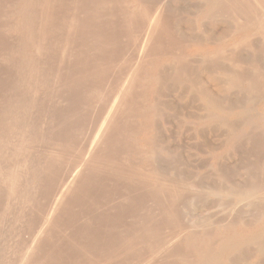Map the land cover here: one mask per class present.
Wrapping results in <instances>:
<instances>
[{"label": "rangeland", "instance_id": "1", "mask_svg": "<svg viewBox=\"0 0 264 264\" xmlns=\"http://www.w3.org/2000/svg\"><path fill=\"white\" fill-rule=\"evenodd\" d=\"M263 30L264 0H0V264H264Z\"/></svg>", "mask_w": 264, "mask_h": 264}, {"label": "bare ground", "instance_id": "2", "mask_svg": "<svg viewBox=\"0 0 264 264\" xmlns=\"http://www.w3.org/2000/svg\"><path fill=\"white\" fill-rule=\"evenodd\" d=\"M18 1H19V0H18ZM214 4H215V2H214ZM216 5H217V4H216ZM35 7H36V6H35ZM37 9H38V8H37ZM153 14L155 15V13H153ZM156 14H157V13H156ZM151 17H153V16H151ZM154 18H155V17H154ZM158 18H159V17H158ZM149 19H150V18H149ZM153 20H154V19H153ZM154 21H156V20H154ZM154 21H152V22H154ZM249 25H250V24H249ZM154 26H155V25H154ZM154 26H153V27H154ZM244 29H245V28H244ZM260 29H261V28H260ZM256 31H257V28H256ZM261 31H262V30H261ZM263 32H264V30H263ZM257 34H259V33L257 32ZM258 38H259V37H258ZM261 38H262V37H261ZM239 40H240V39H239ZM241 40H242V39H241ZM248 41H249V40H248ZM237 42H238V41H237ZM250 42L252 43V41H250ZM242 44H243V43H242ZM248 44H249V42H248ZM233 45H234V44H233ZM238 45H239V44H238ZM244 45H245V44H244ZM234 47H235V45L233 46V48H234ZM238 47H239V46H237L236 48H238ZM245 47H248V46L246 45ZM249 47H250V46H249ZM236 48H235V49H236ZM240 48H241V47H240ZM230 50H231V49H230ZM237 50H239V49H237ZM212 52H213V51H212ZM223 52H224V51H223ZM232 53H233V52H232ZM206 54H207V53H206ZM225 56H226V55H225ZM210 57H211V56H210ZM214 57H215V56H214ZM226 57H227V56H226ZM226 57H225V58H226ZM222 58H224V57H222ZM219 59H220V58H219ZM221 60H222V59H221ZM222 61H223V60H222ZM222 61H221V62H222ZM227 62H228V61H227ZM229 62H230V61H229ZM235 62H236V61H235ZM223 63H224V61H223ZM232 64H233V63H232ZM238 66H239V65H238ZM235 67H236V66H235ZM235 67H234V68H235ZM215 73H216V72H215ZM227 75H228V74H227ZM229 75H230V74H229ZM229 75H228V76H229ZM231 76H232V75H231ZM234 78H235V77H234ZM219 79H220V78H219ZM221 79H222V78H221ZM223 79H224V78H223ZM228 80H229V79H228ZM232 80H233V79H232ZM232 80H229V81H232ZM225 81H226V80H225ZM229 81H228V82H229ZM232 82H234V81H232ZM229 83H230V82H229ZM239 83H240V82H239ZM191 85H193V84H191ZM191 85H190V86H191ZM239 85H240V84H239ZM191 87L193 88V86H191ZM231 87H232V86H231ZM237 87H238V86H237ZM194 88H195V85H194ZM226 88H227V87H226ZM233 88H236V87H233ZM229 89H230V88H229ZM195 90H196V89H195ZM121 91H122V90H121ZM190 92H192V91H190ZM193 92H194V90H193ZM193 92H192V93H193ZM195 92H196V91H195ZM194 95H195V94H194ZM202 95H203V94H202ZM117 98H119V96H118ZM206 99H207V98H206ZM118 100H120V99H118ZM207 100H208V99H207ZM209 100H210V99H209ZM218 100H219V99H218ZM114 102H115V101H114ZM208 102H209V101H208ZM111 103H112V102H111ZM112 104H113V103H112ZM209 104H210V103H209ZM213 105H214V104H213ZM113 106H114V105H113ZM208 106H209V105H208ZM215 106H216V104H215ZM215 106H213V107L215 108ZM222 106H223V105H222ZM108 107H109V106H108ZM117 107H118V106H117ZM210 107H212V106H210ZM242 107H243V106H242ZM109 108H110V107H109ZM115 108H116V107H115ZM201 108H202V107H201ZM216 108H218V107H216ZM205 109H206V108H205ZM223 109H224V107H223ZM225 109H228V108H225ZM249 109H250V107H249ZM113 110H115V109H113ZM230 110H232V109H230ZM107 112H108V111H107ZM107 112H106V113H107ZM248 112H249V111H248ZM212 114H213V112H212ZM214 114H215V113H214ZM207 116H208V115H207ZM207 116H206V117H207ZM215 117H216V116H215ZM221 118H222V117H221ZM224 118H225V117H224ZM103 119H104V118H103ZM111 120H112V118H111ZM219 120L221 121L220 117H219ZM224 120H225V119H224ZM105 121H106V120H105ZM105 121H104V122H105ZM217 121H218V120H217ZM226 121H227V118H226ZM110 122H111V121H110ZM108 123H109V122H108ZM226 123H227V122H226ZM109 124H110V123H109ZM220 124L223 125V123H220ZM227 124H230V123L228 122ZM231 124H232V122H231ZM103 125H104V124H103ZM105 125H107V124H105ZM105 125H104V126H105ZM232 125H233V124H232ZM225 126H226V125H225ZM230 126H231V125H230ZM105 129H106V128H105ZM97 130H98V129H97ZM103 130H104V129H103ZM102 133H103V132H102ZM96 134H97V133H96ZM98 134H99V133H98ZM94 136H95V134H94ZM97 137H98V136H97ZM97 139H98V138H97ZM95 140H96V137H95ZM95 140L93 139V141H95ZM99 141H100V140H99ZM89 142H90V141H89ZM89 142H88V143H89ZM95 142H96V141H95ZM93 145H94V144H93ZM88 146H89V145H88ZM96 146H97V145H96ZM88 148H89V147H88ZM89 151H90V150H89ZM71 185H72V184H71ZM251 186H252V185H251ZM251 186H250V187H251ZM252 187H254V186H252ZM261 187H262V186H261ZM257 188H260V187H257ZM262 188L264 189V187H262ZM253 189H254V188H253ZM260 189H261V188H260ZM261 190H262V189H261ZM239 191H240V190H239ZM242 191H243V190H242ZM259 191H260V190H259ZM244 192H245V191H244ZM263 192H264V191H263ZM261 193H262V192H261ZM233 194H234V193H233ZM240 194H242V193H240ZM240 194H239V195H240ZM257 194H258V193H257ZM253 196H254V195H253ZM260 196H261V195H260ZM247 198H248V197H247ZM249 198H250V197H249ZM232 200H233V198H232ZM232 200H231V201H232ZM243 200H245V199H243ZM251 200H253V198H251ZM251 200H250V201H251ZM254 200H255V199H254ZM256 200H257V199H256ZM229 202H230V201H229ZM247 202H248V201H246V203H247ZM251 202H252V201H251ZM255 202H256V201H255ZM257 202H258V201H257ZM231 203H233V202H231ZM235 203H236V202H235ZM239 203H240V202H239ZM239 203H238V204H239ZM241 203H242V202H241ZM241 203H240V205H241ZM249 204H250V202H249ZM247 205H248V204H247ZM230 206H231V204H230ZM237 206H238V205H237ZM221 207H222V206H221ZM225 207H226V206H225ZM233 207H234V206H233ZM226 208H228V206H227ZM226 208H225L224 210H226ZM221 209H222V208H221ZM231 209H232V208H231ZM233 209H234V208H233ZM227 210H228V211H231L230 209H227ZM219 211H220V210H219ZM222 211H223V210H222ZM222 211H221V212H222ZM232 211H233V210H232ZM224 212H225V211H224ZM224 212H222V213H224ZM234 212H235V211H234ZM225 213H226V212H225ZM225 213H224V214H225ZM227 213H228V212H227ZM217 214H218V213H217ZM227 215H228V214H227ZM218 216H219V215H218ZM218 216H217V217H218ZM220 216H221V214H220ZM210 220H211V219H210ZM203 221H204V220H203ZM203 221H202V223H203ZM212 223H213V222H212ZM195 224H196V223H195ZM198 224H199V223H198ZM198 224H196V225H198ZM204 224H205V223H204ZM192 225H193V224H192ZM201 225H202V224H201ZM193 226H194V225H193ZM202 226H203V225H202ZM207 226H209V225L207 224ZM189 227H190V226H189ZM189 227H188V228H189ZM198 227H199V226H198ZM181 228H182V227H181ZM190 228H191V227H190ZM193 229H194V228H193ZM192 231H193V230H192ZM169 235H171V234H169ZM176 237H178V236L176 235ZM179 237H180V236H179ZM164 238H165V237H164ZM172 238H173V236L171 237V240H172ZM174 238H175V236H174ZM157 239H158V238H157ZM161 239H162V238H161ZM168 239H169V238H168ZM168 239H166V240H168ZM178 239H179V238H178ZM181 239H182V237H181ZM158 240H160V237H159ZM162 240H163V239H162ZM169 240H170V239H169ZM169 240H168V241H169ZM171 240H170V241H171ZM163 241H164V240H163ZM175 241H176V239H175ZM175 241H174V242H175ZM178 241H179V240H178ZM180 241H181V240H180ZM180 241H179V242H180ZM263 241H264V240H263ZM171 242H172V241H171ZM179 242H176V243H179ZM256 242H257V241H256ZM258 242H259V240H258ZM261 242H262V241H261ZM165 243H167V242H165ZM169 243H170V242H169ZM176 243H175V244L173 243V244L176 245ZM254 243H255V242H254ZM160 244H161V243H160ZM173 244H172V245H173ZM250 244H251V243H250ZM259 244H260V242H259ZM262 244H263V242H262ZM151 245H152V244H151ZM149 246H150V245H149ZM156 246H160V245H156ZM156 246H155V247H156ZM259 246H260V245H259ZM150 247H151V246H150ZM167 247H168V246H167ZM173 247H174V246H172V248H173ZM262 248H263V247H262ZM262 248H261V249H262ZM156 249H157V248H156ZM169 249H170V247H169ZM261 249H260V250H261ZM263 249H264V248H263ZM158 250H159V248H158ZM166 250H167V249H166ZM154 251H155V250H154ZM154 251H152V252H154ZM160 251H161V250H160ZM263 251H264V250H263ZM145 252H146V251H145ZM261 252H262V251H261ZM161 253H162V252H161ZM165 253H166V252H165ZM167 253H168V252H167ZM160 255H161V254H160ZM147 256H148V255H147ZM157 256H158V255H157ZM157 256H156V257H157ZM143 257H144V256H143ZM148 257H149V256H148ZM150 257H152V256H150ZM140 258H141V257H140ZM152 258H153V257H152ZM152 258H150V259H152ZM158 258H159V257H158ZM158 258H157V259H158ZM152 260H153V259H152ZM142 261H143V260H142ZM147 261H148V260H147ZM155 261H157L156 258H155ZM133 262H134V261H133ZM151 262H152V261H151ZM130 264H131V263H130ZM142 264H144V263H142ZM146 264H147V263H146Z\"/></svg>", "mask_w": 264, "mask_h": 264}]
</instances>
